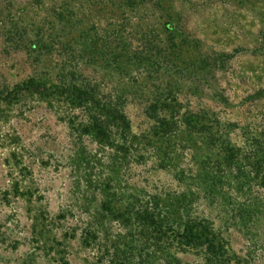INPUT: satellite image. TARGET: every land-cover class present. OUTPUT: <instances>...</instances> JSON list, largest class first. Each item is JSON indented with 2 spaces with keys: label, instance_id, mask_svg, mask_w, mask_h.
Returning a JSON list of instances; mask_svg holds the SVG:
<instances>
[{
  "label": "rangeland",
  "instance_id": "374dc122",
  "mask_svg": "<svg viewBox=\"0 0 264 264\" xmlns=\"http://www.w3.org/2000/svg\"><path fill=\"white\" fill-rule=\"evenodd\" d=\"M190 224L264 264V0H0V264H221Z\"/></svg>",
  "mask_w": 264,
  "mask_h": 264
},
{
  "label": "trees",
  "instance_id": "16d2710c",
  "mask_svg": "<svg viewBox=\"0 0 264 264\" xmlns=\"http://www.w3.org/2000/svg\"><path fill=\"white\" fill-rule=\"evenodd\" d=\"M42 88L43 86H41L40 83L28 81L27 83L22 85L21 89L29 94H33L41 93ZM72 99V102L76 101L75 103H84L87 101H92L94 98L92 94H89L88 92L75 90V92L72 94ZM110 117L122 128H128V124L122 113L112 109L110 111ZM94 130L96 133V137L99 139L98 133H100V129L94 128ZM173 240L177 246L200 248L221 264H229L230 262L229 255L225 247L206 227L197 226V224H190L186 226L181 233L176 234Z\"/></svg>",
  "mask_w": 264,
  "mask_h": 264
}]
</instances>
